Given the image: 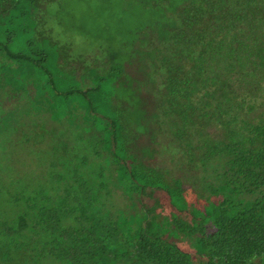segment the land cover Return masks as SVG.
Returning <instances> with one entry per match:
<instances>
[{
    "label": "trees",
    "instance_id": "trees-1",
    "mask_svg": "<svg viewBox=\"0 0 264 264\" xmlns=\"http://www.w3.org/2000/svg\"><path fill=\"white\" fill-rule=\"evenodd\" d=\"M60 1L0 0V107L10 108L11 92L24 90L27 100L40 92V116L59 119L63 100L95 124L83 141L96 150H52L51 181L37 191L10 179L0 183V264H197L170 241L180 237L206 258L200 264H264V0H110L127 5L111 16L127 23L130 54L107 80L130 77L127 69L144 61L152 85L147 101L158 111L148 124L151 141L155 132L169 133L186 150L211 191L200 207L181 181L169 184L157 168L123 158L125 126L99 112L101 84L58 90L49 54L34 47L33 36L43 34L42 6ZM21 40L26 50L15 49ZM45 74L54 89L49 100L40 81ZM1 116L0 133L11 128ZM7 173L13 172L3 166L0 180ZM113 189L128 200L124 209ZM156 190L191 220L163 218L158 201L142 204Z\"/></svg>",
    "mask_w": 264,
    "mask_h": 264
},
{
    "label": "rangeland",
    "instance_id": "rangeland-1",
    "mask_svg": "<svg viewBox=\"0 0 264 264\" xmlns=\"http://www.w3.org/2000/svg\"><path fill=\"white\" fill-rule=\"evenodd\" d=\"M125 6L126 3L122 7L119 4L114 5L110 0H61L52 7L44 4L41 13L44 21L39 31L45 34L47 39H42L43 34L35 33L34 47L47 50V67L58 90L65 91L69 87L87 90L101 84L105 92V105L99 112L112 121H121L125 126L120 130L125 137L120 139L122 144L118 149L121 150L123 158L134 159L137 163L143 162L157 168L169 184L176 180L181 181L189 202L198 207L203 206L211 199V191L200 172L190 165L186 150H180L178 142L169 133L155 132L156 139L151 141V136L154 138V129L152 124L150 128L148 124L157 120L155 117L158 111L157 106L147 101L152 85L143 74L144 61L138 58L135 63L137 70L127 69L130 77L123 75L115 84L111 79L107 80L110 78L111 68L129 61L130 44L127 34H123L127 23H117L112 19L115 12L120 15L121 8ZM25 48L24 40L15 44L17 50ZM114 53H119L115 61ZM102 78H106V81H101ZM50 79L49 74L40 75L42 86L47 85L45 83ZM49 86L50 82L45 88L47 100L50 99V92L54 91ZM21 92L23 93L20 95L11 92L10 96L14 100L10 108L0 107V120L5 112L7 120L11 123L10 130L0 133V169L5 166L13 172L7 173L8 177L2 174L0 183L10 179V182L18 181L21 185H31L37 191L41 187L49 186L51 181V164L55 161L52 150H96V145L83 141L86 132L92 131L95 124L89 122L80 109L71 113V110H67L65 104H62L63 100L59 107V119L40 116L45 107L40 105L42 98L36 96L40 95V92L35 96L31 95L34 98L28 100L24 90ZM2 98L0 93V102ZM22 98L28 101L26 106L20 103ZM73 120L78 122L72 124ZM45 127L52 129L51 136ZM59 158L64 160L65 154L62 153ZM60 169L61 166H57L55 171ZM113 191L118 206L124 209L129 204L128 200L121 191ZM157 201L161 205L157 212L163 218H171V215L177 214L186 221L191 220L188 213H179L171 205L165 191L151 192L150 196L143 198L142 204L152 206ZM135 202L137 207L134 212L140 213L141 206ZM170 241L191 254L197 264L206 260L198 257L191 244L183 237Z\"/></svg>",
    "mask_w": 264,
    "mask_h": 264
}]
</instances>
